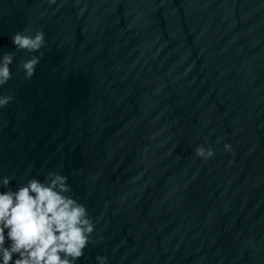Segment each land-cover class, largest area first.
<instances>
[{
  "label": "water",
  "instance_id": "1",
  "mask_svg": "<svg viewBox=\"0 0 264 264\" xmlns=\"http://www.w3.org/2000/svg\"><path fill=\"white\" fill-rule=\"evenodd\" d=\"M4 52L0 179L68 177L94 224L76 264H164L264 217V0H0Z\"/></svg>",
  "mask_w": 264,
  "mask_h": 264
},
{
  "label": "clouds",
  "instance_id": "2",
  "mask_svg": "<svg viewBox=\"0 0 264 264\" xmlns=\"http://www.w3.org/2000/svg\"><path fill=\"white\" fill-rule=\"evenodd\" d=\"M11 40L17 50L29 53L39 52L46 43L43 31H17ZM41 56L42 52L20 62L25 79L33 77ZM13 62L14 53L0 55V87L12 78ZM12 100V95H0V108ZM194 151L205 160L214 155L210 147ZM67 180L66 175L49 172L45 182L31 178L13 190L11 177L0 179V188L6 189L0 190V264H76L84 256L94 224L85 205L68 194L72 189ZM106 259L97 257L99 264H106Z\"/></svg>",
  "mask_w": 264,
  "mask_h": 264
}]
</instances>
